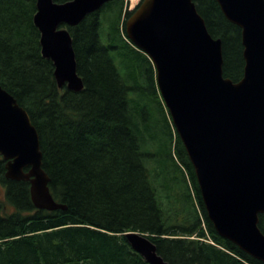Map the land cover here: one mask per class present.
Wrapping results in <instances>:
<instances>
[{
  "label": "trees",
  "instance_id": "16d2710c",
  "mask_svg": "<svg viewBox=\"0 0 264 264\" xmlns=\"http://www.w3.org/2000/svg\"><path fill=\"white\" fill-rule=\"evenodd\" d=\"M194 2L222 40L224 76L240 81L241 29L216 0ZM127 8L112 0L68 27L84 82L74 92L59 87L42 54L37 0H0V85L28 111L51 193L67 207L37 209L30 183L7 179L0 158V264H149L128 232L149 236L167 264H264L210 221L154 64L127 37Z\"/></svg>",
  "mask_w": 264,
  "mask_h": 264
},
{
  "label": "water",
  "instance_id": "95a60500",
  "mask_svg": "<svg viewBox=\"0 0 264 264\" xmlns=\"http://www.w3.org/2000/svg\"><path fill=\"white\" fill-rule=\"evenodd\" d=\"M112 0H37L34 24L59 87L80 92L68 27ZM242 31L243 78L224 76L223 44L209 32L194 0H143L125 23L130 41L152 61L157 86L194 167L217 233L264 263V0H216ZM0 158L6 178L30 183L34 206L67 207L50 190L40 137L28 111L0 85ZM125 237L149 264H167L151 238Z\"/></svg>",
  "mask_w": 264,
  "mask_h": 264
},
{
  "label": "rangeland",
  "instance_id": "374dc122",
  "mask_svg": "<svg viewBox=\"0 0 264 264\" xmlns=\"http://www.w3.org/2000/svg\"><path fill=\"white\" fill-rule=\"evenodd\" d=\"M128 1V10L129 9H134L138 6L141 0H127ZM4 199L3 193L0 194V201Z\"/></svg>",
  "mask_w": 264,
  "mask_h": 264
}]
</instances>
